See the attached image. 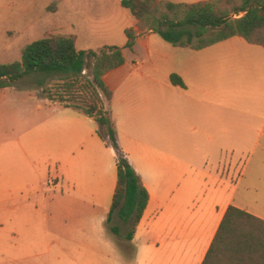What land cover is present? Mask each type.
I'll use <instances>...</instances> for the list:
<instances>
[{"label":"crops","instance_id":"1","mask_svg":"<svg viewBox=\"0 0 264 264\" xmlns=\"http://www.w3.org/2000/svg\"><path fill=\"white\" fill-rule=\"evenodd\" d=\"M52 2L45 5L47 11L66 13L75 22L69 32L56 34L75 35V46L84 37L100 39L103 48L122 49L123 63L106 72L103 81L111 91L109 109L117 143L149 195L128 240L141 252L136 264H201L229 205L264 221V47L239 36L199 50L167 46L146 30L137 32L127 48L124 31L136 29V19L120 0H56L49 10ZM8 16L18 19V6L13 4ZM227 54L236 55L232 65L213 58ZM228 67L234 80L223 77ZM171 74L183 86L173 84ZM58 105L79 116L74 125L81 132L80 157H96L104 145L113 159L107 215L93 207L60 212L94 215L95 234L100 236L116 185L117 155L90 127L97 124L93 118ZM8 141L17 143V162L12 179L8 170L0 173L1 193L11 201L2 209L0 228L9 230L17 245L28 247L34 212L28 166L34 163V148L16 138ZM5 152L11 155L10 149ZM69 232L71 239L79 237V230ZM49 237L51 242L60 239L51 229Z\"/></svg>","mask_w":264,"mask_h":264},{"label":"rangeland","instance_id":"2","mask_svg":"<svg viewBox=\"0 0 264 264\" xmlns=\"http://www.w3.org/2000/svg\"><path fill=\"white\" fill-rule=\"evenodd\" d=\"M80 1L83 3L85 0ZM48 2L0 0L1 63L20 59L21 48L33 40L71 30L75 22L69 21L66 13L47 11L45 5ZM13 4L15 9L17 6L19 9L18 19L8 16ZM153 35L161 44L170 46L157 33L153 32ZM100 44L98 38L81 37L76 47L77 50L97 51L103 48ZM87 46L92 49H87ZM213 58L227 65L236 61L233 54L213 55ZM83 74L92 78L89 60L84 65ZM62 75L59 72L33 71L8 81L7 86L0 88V173L8 170L7 174L12 179V166L17 162L14 156L17 143L8 140L16 138L21 145L29 143L30 148L32 144L34 148V163L30 161L28 166L31 186L29 203L34 206L30 243L28 247L17 245L16 237L9 230L4 232L0 228V264H136L141 252L137 253L135 243L125 238L131 228L130 221L123 223L114 214L97 236L91 219L94 215L60 213L64 208L93 207L98 213L107 215L113 173V159L104 145H101L96 157L79 156L81 143L77 137L81 132L74 125L78 114L45 97L43 88L52 86ZM223 77L229 81L235 79L229 67ZM90 127L95 128L97 135L105 133V126L98 123L93 122ZM6 148L11 151L10 156L5 152ZM64 176L68 177V182ZM10 204L11 201L0 189V223H4L2 209ZM112 226L117 227L119 232H113ZM50 229L60 236L59 240L51 242ZM70 229L79 230L77 239H71Z\"/></svg>","mask_w":264,"mask_h":264},{"label":"trees","instance_id":"3","mask_svg":"<svg viewBox=\"0 0 264 264\" xmlns=\"http://www.w3.org/2000/svg\"><path fill=\"white\" fill-rule=\"evenodd\" d=\"M54 2L49 10L54 8ZM120 4L136 19V29L124 31L127 48L134 44L137 32L148 28L173 46L195 50L233 36L264 47V0H120ZM231 12L244 13L231 17ZM75 40L72 34H48L25 44L20 59L0 62V88L33 71L63 73L56 83L43 88V93L48 100L77 109L105 126V133L98 135L117 155L116 185L106 222L114 214L123 223L130 221L125 238L131 240L149 195L117 143L109 109L111 91L103 81L106 72L123 63L122 49L108 46L97 51L77 50ZM87 60L91 79L83 74ZM170 80L183 86L175 74L170 75ZM111 229L119 232L115 226ZM201 264H264V221L229 205Z\"/></svg>","mask_w":264,"mask_h":264},{"label":"built area","instance_id":"4","mask_svg":"<svg viewBox=\"0 0 264 264\" xmlns=\"http://www.w3.org/2000/svg\"><path fill=\"white\" fill-rule=\"evenodd\" d=\"M243 13H244V12H233V13L231 14V17H239V16L243 15Z\"/></svg>","mask_w":264,"mask_h":264},{"label":"water","instance_id":"5","mask_svg":"<svg viewBox=\"0 0 264 264\" xmlns=\"http://www.w3.org/2000/svg\"><path fill=\"white\" fill-rule=\"evenodd\" d=\"M147 31H152V29H151V28H148ZM2 79H7V78H2ZM7 80H8V79H7Z\"/></svg>","mask_w":264,"mask_h":264}]
</instances>
